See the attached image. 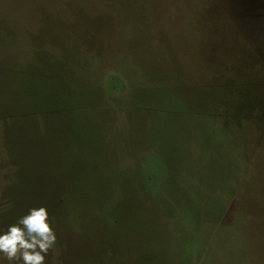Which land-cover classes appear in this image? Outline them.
Instances as JSON below:
<instances>
[{
  "label": "rangeland",
  "instance_id": "374dc122",
  "mask_svg": "<svg viewBox=\"0 0 264 264\" xmlns=\"http://www.w3.org/2000/svg\"><path fill=\"white\" fill-rule=\"evenodd\" d=\"M134 36L144 45L132 55ZM170 54L187 71L177 83L190 84L188 104L207 101L216 79L237 67L264 86V0H0V63L11 72L72 65L81 74L78 63L97 65L91 76L113 101L127 96L124 66L173 68L164 65ZM5 78L0 115L27 110L31 100ZM233 93L241 108L246 94ZM93 117L66 133L35 117L30 141L0 119V229L46 207L57 242L45 264H85L106 234L117 239L116 254L102 252L106 264L126 263L144 243L155 254L147 264H264V123L244 122L229 136L220 126L216 147L204 148L190 117L163 127L123 113ZM150 148L160 152L156 162Z\"/></svg>",
  "mask_w": 264,
  "mask_h": 264
},
{
  "label": "trees",
  "instance_id": "16d2710c",
  "mask_svg": "<svg viewBox=\"0 0 264 264\" xmlns=\"http://www.w3.org/2000/svg\"><path fill=\"white\" fill-rule=\"evenodd\" d=\"M227 23L230 24L228 21ZM229 29L234 34H240L235 25H232ZM210 34L213 33L210 32ZM90 37L86 36L87 42L90 43L92 39L103 43L111 39L110 36ZM131 41L133 42L129 43L128 52L134 55L139 52L144 44L142 42L141 44L138 43L137 36H134ZM163 59H166V56ZM91 60L95 61L96 64L99 62L97 57H91ZM6 61L8 60L0 63V73L7 78H13L14 84L11 89L16 88L18 97L24 98V100L28 98L31 101L28 103L27 110L17 113L3 112L0 119L6 120L5 125L12 126L15 132H17L16 128L26 130L23 137L24 141L26 139L30 141L27 130H30L31 125L36 121L33 120L35 117H41L45 123H51L57 131L63 130L65 133L77 131L79 122L87 127L89 122L93 123V115L105 113H123L126 117L138 116L152 125L159 124L160 127H163V124L171 123L172 120L179 123V120L183 122L190 117L199 133L196 143L204 148H207L206 146L216 147L221 135L220 126L229 136V133L240 130L244 126V122L247 123L246 126L253 127L264 123V86L260 83L258 74V79L254 76L255 79L244 78L243 75L246 73L244 74L242 68L239 69L240 67L234 69V74L233 71H230L227 75L216 79V88L218 89L214 90L215 92L207 101L199 98L191 105L187 103L185 98V92L190 89V84L178 86L177 83V81L183 82L185 77L188 78L187 71L177 66L171 54L168 55L167 62L164 65H169L173 61L175 64L173 68L164 67L163 70L151 68L143 72L137 69L134 72L124 66L125 70L121 76L126 84L124 95L127 96L115 97L113 101L106 99L112 95L99 83L101 81L95 77L96 74H94V78L91 76L92 70H95L98 67L97 65L90 70L85 66L82 68L78 63V70L81 74L72 65H65V67L59 69H56L55 66L50 67L54 69H39L36 68L37 66H32L22 68L25 71L16 73L8 70L14 68V66ZM78 62L88 61L79 60ZM234 90L240 95L241 92L246 94L241 108L235 104ZM115 93L117 92H112L114 95ZM251 121L255 124L248 123ZM148 156L153 157V161L156 162L160 159V152L150 148ZM246 156H248L247 152ZM72 211L70 215L73 221V214L75 213ZM113 215L118 216L116 225L119 227L120 214ZM101 219L103 220V217ZM121 232L123 233V231ZM124 234L127 237L128 233L125 232ZM111 237V235L108 237V234H106L104 241L100 243L96 250L94 259L86 261L85 264H106L101 262L104 259L103 251L116 254V248L112 246V243H115L117 239ZM121 239L123 240V238ZM143 239L148 240L150 237ZM60 243L64 247V242L59 239L58 244ZM126 255L128 257L126 263H121L120 259L115 260L117 257L115 256L109 264H147L146 261L155 254L154 248L144 243L136 250H128ZM97 258H100V260Z\"/></svg>",
  "mask_w": 264,
  "mask_h": 264
},
{
  "label": "clouds",
  "instance_id": "9594fccd",
  "mask_svg": "<svg viewBox=\"0 0 264 264\" xmlns=\"http://www.w3.org/2000/svg\"><path fill=\"white\" fill-rule=\"evenodd\" d=\"M57 242L49 212L44 206L29 208L5 229H0V264H45Z\"/></svg>",
  "mask_w": 264,
  "mask_h": 264
}]
</instances>
